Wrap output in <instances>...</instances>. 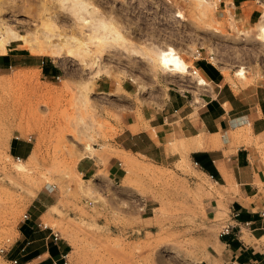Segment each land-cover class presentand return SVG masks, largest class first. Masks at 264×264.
Segmentation results:
<instances>
[{
    "label": "rangeland",
    "instance_id": "1",
    "mask_svg": "<svg viewBox=\"0 0 264 264\" xmlns=\"http://www.w3.org/2000/svg\"><path fill=\"white\" fill-rule=\"evenodd\" d=\"M85 1L103 27L82 23L73 0H47L46 9L18 0L21 9L0 11L3 25L24 36L52 34L48 52L12 39L0 66V264H236L221 235L236 228L234 190L195 165L183 143L155 163L119 153L114 140L121 116L138 115L135 86L150 87L155 106L158 88L190 71L195 50L212 56L235 90L264 97V6L249 21L221 0ZM71 30L86 39L73 52L54 35ZM105 79L109 95L96 85ZM15 136L29 137V157L12 156ZM90 155L101 169L82 176L78 162ZM116 159L121 177L109 180L104 165ZM41 211L45 227L33 221Z\"/></svg>",
    "mask_w": 264,
    "mask_h": 264
},
{
    "label": "crops",
    "instance_id": "2",
    "mask_svg": "<svg viewBox=\"0 0 264 264\" xmlns=\"http://www.w3.org/2000/svg\"><path fill=\"white\" fill-rule=\"evenodd\" d=\"M221 1L224 8L237 10L239 18L249 21L264 6V0ZM197 52L191 56V65L186 62L188 73H174L166 91L158 88L157 95L162 98L155 106L150 100V87L145 93L138 85L133 93L122 87L134 98L143 95L137 116H121V128L114 142L119 153L139 154L155 163L175 156L172 145L183 143L192 162L207 176L234 190L231 223L236 228L224 234L223 249L231 253L236 264H258L264 262V216L260 215L264 211V97L254 98L248 87L235 90L209 57ZM5 53H0V66L8 62ZM196 76L206 84H200ZM96 85L105 95L112 93L113 85L106 79L97 80ZM127 85L133 82L128 80ZM28 141L29 137L15 136L10 143L12 156L29 157L32 148ZM88 157L87 161L78 162V173L94 177L101 167L96 156ZM104 170L109 180L121 177L122 161L116 159L104 165ZM36 201H40L38 195L32 203ZM42 214L41 211L33 221L45 227V223L37 221ZM50 245L46 251L59 259L62 253ZM38 254L34 252L31 257Z\"/></svg>",
    "mask_w": 264,
    "mask_h": 264
},
{
    "label": "bare ground",
    "instance_id": "3",
    "mask_svg": "<svg viewBox=\"0 0 264 264\" xmlns=\"http://www.w3.org/2000/svg\"><path fill=\"white\" fill-rule=\"evenodd\" d=\"M49 1H51V0H48V2ZM73 1L74 2H73L72 5L75 7V15L77 13V18H79L82 21V23L87 24L88 26H91L92 28H98V27H103L104 26V24H105L104 19H98V21H96V22L92 21L91 18L93 16V14L95 13V9L93 7H91V6H89V3L87 1H85V0H73ZM46 3H47V0H42V2H41V5L43 7L42 9L48 8V6H46L44 8ZM22 7L23 6H21V4L18 3V0H0V11H1L2 8L21 9ZM85 13H89V14H92V15H91V17H89L88 15L86 16ZM3 24H5V20L0 15V53H5L6 52V45L8 43H10V41L12 39H24L25 41L31 40L33 42L29 43L30 47L33 50L42 51V52H48V47L50 45H52V43H50L52 34L44 32L40 36L42 38V40L39 41L37 39V37L34 36V35L24 36L23 34L18 33L13 28H11V27H9L7 25L5 26ZM71 32H72L71 35L69 34V35H63L62 36V34H60V33H57V34L54 33V35L55 36H59V42H62L64 44L69 45L70 47H68V51L73 52L72 51L73 49H71V48L73 46H75L76 44L83 45L82 43H85L86 39H85V37H84V39L81 38V37H77L75 35V30H71ZM34 41H36V42L34 43ZM44 42H46V44H44ZM51 52H53V51H51ZM196 141H197V137H196ZM198 144L200 145V141H198ZM198 144H196V145H198ZM203 146H204V144H203Z\"/></svg>",
    "mask_w": 264,
    "mask_h": 264
},
{
    "label": "built area",
    "instance_id": "4",
    "mask_svg": "<svg viewBox=\"0 0 264 264\" xmlns=\"http://www.w3.org/2000/svg\"><path fill=\"white\" fill-rule=\"evenodd\" d=\"M197 51H198L197 54H200V51H199V50H197ZM210 58H212V56H209V59H210ZM192 72L195 73V72H196V69H192ZM15 158H16V160H20V159H21L19 156H16ZM194 164L197 165L196 162H194ZM260 215H261V216H264V211L260 212ZM23 218H24V219H27V218H28V214L24 213V214H23ZM228 232H229V229L226 227L225 230L221 233V235H222V234H225V233H228ZM55 235H56V234L54 233V236H55ZM13 262H16V260H14Z\"/></svg>",
    "mask_w": 264,
    "mask_h": 264
}]
</instances>
